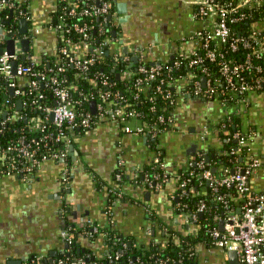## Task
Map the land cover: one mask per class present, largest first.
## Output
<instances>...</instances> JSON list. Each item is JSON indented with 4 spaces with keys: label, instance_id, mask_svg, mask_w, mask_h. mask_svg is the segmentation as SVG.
I'll list each match as a JSON object with an SVG mask.
<instances>
[{
    "label": "crops",
    "instance_id": "0c3cea01",
    "mask_svg": "<svg viewBox=\"0 0 264 264\" xmlns=\"http://www.w3.org/2000/svg\"><path fill=\"white\" fill-rule=\"evenodd\" d=\"M14 1L27 6L31 18L25 31L28 27L34 31L28 53L32 57L25 61L40 63L46 56L56 55L58 31L50 23L58 0ZM195 1L115 0L117 33L112 50L129 56L131 63L132 57L137 56L135 64L148 65L170 62L193 51L198 44L193 36L207 26L198 16ZM120 2L126 3V13H120ZM5 46L0 41V50ZM17 47L20 53V42ZM76 51L81 57L87 52L84 47ZM172 90L176 92L171 110L174 126L158 137L127 134L121 123L105 117L75 139L71 164L66 160H48L31 180L7 177L0 181V264H25L36 256L43 257L45 264H53L46 261L62 256L67 250L61 231L68 226L80 230L87 219L98 227L113 223L114 229L133 235L138 243L144 244L153 240L166 245L168 239L160 221L178 234L197 232L200 226L192 220L191 213L176 210L179 176L201 151L214 148L220 153L227 152L223 131L215 129L226 112L220 99L195 94L187 79L172 83ZM237 118L239 129L248 137V162L254 159L261 162L250 175L249 186L254 192L264 193V91L250 93ZM206 126L213 130L202 139ZM152 138L157 140L153 142ZM193 145L197 148L192 155ZM162 156L167 174L162 189L149 190L133 182L122 185L117 182V169H124L131 177L145 163ZM97 177L104 183L102 188L98 187ZM109 188L120 189L137 201L116 200L112 222L104 209ZM152 213L158 217L156 221L150 219ZM80 243L82 249H91L98 258L107 253L102 233L92 238L84 235ZM228 252L206 241L194 245L197 264H231ZM237 261L241 264L239 253Z\"/></svg>",
    "mask_w": 264,
    "mask_h": 264
},
{
    "label": "built area",
    "instance_id": "2783aa9c",
    "mask_svg": "<svg viewBox=\"0 0 264 264\" xmlns=\"http://www.w3.org/2000/svg\"><path fill=\"white\" fill-rule=\"evenodd\" d=\"M63 1H67L72 5L69 11L70 14H78L75 8L77 0ZM92 1L93 3L84 9L80 15L103 16L104 21L111 22V26H114L116 22L114 20V16L116 15L114 10L115 0ZM195 3L198 8V16L207 26L193 36L195 43H198L195 49L189 53L180 55L193 57L191 64H198L204 60L199 50L201 47H205L207 49L205 56L210 61L217 62L220 66L219 71L227 84V89L218 91L211 85L210 79L203 75L202 77H206V85L204 86L202 77L198 79V74L194 71H190L183 79H187L191 83L193 92L198 96L201 95L206 98L222 97L220 101L226 112V116L218 122L215 129L224 131L232 124V119L239 115L240 106L247 103L249 94L257 92L264 84L263 75L257 78L255 84L249 83L244 75L251 72L252 69L264 72V67L261 64L255 65L252 62L253 57L264 60V20L252 22L256 15L264 14V0H196ZM4 7L17 8L18 15L16 18V30L5 29L0 17V30L2 29L0 34L2 33L5 37L4 40L0 41L6 45L7 39H14L17 47L18 42L21 44L22 40H30L33 36L34 31L32 28L28 27L26 32L19 30L21 20L25 19L29 23L31 17L27 6L23 3L15 4L14 0H0V9ZM64 22L65 17L62 16L61 22L58 25L54 26L50 24V27L56 30L61 29L64 26ZM74 28L82 35V39L79 42L67 41L68 46L65 45L61 49V52L67 55V61L58 65L56 69L50 68L49 71H39L35 68L36 62H29L28 65L24 64L21 61L22 54L24 53L22 48H20V53L17 47L16 52L10 54L5 46L3 52L0 53V77L6 82L2 91L0 126H6L18 119L27 118L30 131L33 133L45 131L48 119H51L57 127L56 134L45 133L40 141L33 139L35 146L31 145L24 136H19L17 139L9 138L5 143L0 139V181L7 177H21L23 180L28 181L31 180V177L38 171L43 162L48 160H66L70 155L75 139L93 129L105 117L121 123L124 132L133 135L158 137L174 126L171 112L166 119L161 116L160 119L153 121L144 120L136 109H131L127 112L123 110V107L120 105L122 101L126 102L127 98L119 94H112L109 91H100L101 102L97 103L96 101L97 112H99L97 118H94L92 112H80V101H76L72 96L73 83L66 77L67 65L69 63L76 64L80 69L77 77L82 76L87 78L88 65L94 62L97 57H103L108 52L107 47L112 46L114 39L108 36L104 37L102 43L94 48L95 55L87 57L86 52L81 57L76 50L79 47H84L88 51V47H90L88 40L91 38L92 26L86 23L83 25L76 23ZM226 45L229 47L228 52H239L241 49H244L246 51L245 60L238 61L236 58H226L225 53L219 50ZM126 58L130 61L129 56ZM15 60L18 61L16 73L13 71V61ZM139 63L143 76L136 79V86L141 89L143 83L155 80L162 75L168 62L155 65H148L143 62ZM205 72L207 73V70ZM125 75L127 78H132V73L128 71ZM104 83L107 84L108 80H104ZM164 83L165 80L161 78L158 90H166ZM40 84L51 88L55 101L53 105L49 103L50 99L46 94L39 91ZM11 90H13V94H11ZM166 91L165 96L172 98V91L168 89ZM29 95H36L37 98L29 101L27 100ZM234 97L236 99L232 101ZM19 100L22 101L21 109L18 107ZM42 100L45 102L41 103L40 101ZM171 101L173 105L176 102V100ZM29 107L31 109L35 108L43 114L37 113L28 117L26 111L29 110ZM167 109L168 107L164 106V110ZM133 122H136V124ZM212 130L213 127L206 126L201 138L204 139ZM234 137L238 142V146L232 148L231 153H240L243 146L247 145L248 137L241 131L236 132ZM48 139L64 142L67 148L52 150V148L47 146ZM43 140L45 141L44 143ZM42 146L45 149L40 152ZM199 155L205 156L206 152L201 151ZM159 161L160 157L155 160V162ZM260 165L261 162L258 159H254L244 169H230L226 167L222 175L213 172L211 169H206L199 175L208 181L214 191H218L219 186L234 184L239 193L244 196V203L240 208L241 213L231 212L228 216H224L225 228L223 231L217 227L210 231L213 238L212 244L225 251H238L241 264H264V193L254 192L249 186L250 175ZM162 168L165 169L164 160ZM116 179L120 181L122 174L117 173ZM180 180L181 195L183 196L187 193L190 179H186L180 175ZM148 181L151 187L160 190L167 181V174L165 173L157 182L153 180ZM108 193H113L119 197L124 195L122 190L115 188H109ZM215 201L222 202L226 208L229 207L228 200L221 194L215 197ZM206 208V203L202 201L198 212L204 213ZM104 209L110 217V222H112V206L108 200ZM195 217L196 215L192 216L193 219ZM86 224L91 227V231H82L81 235L92 238L94 234L100 233V228L91 219H87ZM109 226L113 227V223H109ZM164 229L165 231L167 230L166 228ZM76 230L68 226L61 231L62 239L68 245H72L75 242L77 237ZM65 254L66 252L62 256L55 258L53 264H97L89 262L85 257L71 258L70 255L64 256ZM106 256L109 257L111 262L118 261L121 257L120 253L109 254V249L103 257ZM25 264H45V259L41 256H36L26 261ZM130 264L143 263L131 262Z\"/></svg>",
    "mask_w": 264,
    "mask_h": 264
},
{
    "label": "trees",
    "instance_id": "16d2710c",
    "mask_svg": "<svg viewBox=\"0 0 264 264\" xmlns=\"http://www.w3.org/2000/svg\"><path fill=\"white\" fill-rule=\"evenodd\" d=\"M77 1L75 8L77 9L78 14L76 15L70 14L69 11L72 5L69 2L63 0L57 1L56 8L51 13L50 24L56 26L61 22V17H65L64 26L61 29H57L59 38L58 51L56 55L46 56L40 63H36L35 68L37 70L49 71L50 68L56 69L58 65L67 61V55L61 52L62 47L65 45L68 46V40L79 42L82 39V35L74 28L76 23L82 25L86 23L92 26L91 38L88 40L90 47H88L87 57L95 55L94 48L102 43L104 37L108 36L115 39L113 31L116 27L111 26V22L108 23L104 21L103 16L98 15L92 17L85 14L80 15V13L88 8L93 1ZM16 3L17 2L15 1V4ZM17 15V8L11 9L4 7L3 9H0V17L3 27L5 29L16 30ZM259 20H264V14L256 15L252 22H257ZM244 27L246 28L245 25ZM107 50L108 52L103 57H97L94 62H91L88 65L87 78L82 76L77 77L80 69L76 64L69 63L67 65L66 77L73 83L72 96L76 101H80L79 108L82 113L92 112L91 102L93 100L97 101V103L101 102L99 95L100 91H109L112 94H119L127 98V101H122L120 105L126 112L131 109H136L140 112L142 119L148 121L160 119L161 116L166 119L173 109V103L171 100H176V92L172 90V83L183 79L190 71L196 72L198 74V79L203 75L207 76L210 79L211 85L218 91L227 89V84L219 71L220 66L217 62L210 61L205 56L207 51L205 47H201L199 50L200 54L204 57V60L201 63L192 65L191 62L193 57H184L182 55L177 56L174 60L165 65L162 75L155 80L143 83L141 89L136 86V79L143 76V73L140 71V63L131 66V62L126 58L127 56L123 55V53L119 54L113 51L111 45L107 47ZM219 50L225 53L226 58H236L238 61H244L246 58V51L244 49H241L239 52H228L229 47L226 45ZM21 61L26 65L29 64V62L23 60L22 57ZM252 62L255 65L261 64L264 67L263 59L253 57ZM205 70H207V73ZM127 71L132 73V78L126 77L125 74ZM244 75L249 83L255 84L260 75L264 76V72H258L255 69H252L251 72L245 73ZM161 78L165 80L164 85L166 86V90L168 89L172 91V98H167L165 96V93L167 92L166 90H158ZM104 80H108V83L105 84ZM5 83V80L0 77V106L2 103V91ZM39 91L46 94L50 99V104L53 105L55 103L53 92L50 87L40 84ZM262 91H264V84L257 92ZM35 98H37L36 95H29L27 100L32 101ZM215 98L220 99L222 97L216 96ZM235 99L236 97H234L232 101ZM40 102L44 103L45 101L42 100ZM164 106H167L168 109L164 110ZM26 112L28 113V117L41 113V111H37L35 108L31 109V107H29V110ZM98 116L99 112L94 114V118H97ZM232 121V124L221 133L226 140L224 143V150H227V152L220 153L216 151V149L210 148L207 150L205 156L198 154L196 156V161L180 173V175L186 179H190V181L187 193L183 196L181 195V180L179 181V193L178 197L175 199L176 210L190 212L192 216L196 215L192 220L200 227L195 234H178L164 222L160 221V225L167 229L165 235H167L166 237L168 239L166 245L162 246L159 242L153 240L148 244L138 243L133 235L124 234L120 230L114 229V227L111 226L99 227L100 233L105 234L104 236L109 249V254L114 255L120 253L121 255L118 261L115 260L114 262H111L108 256L98 258L91 249H82L83 246L80 243V239L83 235H81V233L82 231H91V227L84 223L80 230H76L77 237L75 242L72 245H67L66 254L64 256L70 255L71 258L85 257L89 262L97 264H130L131 262L143 264H197L194 255L195 243L198 241H206L208 244H212L213 238L210 231L216 227L220 228L219 221L221 216L223 214L228 216L231 212L237 213L244 203V196L239 193L236 185L231 184L219 186V190L214 191L212 187H210L208 181L199 176L206 169H211L213 171L214 167H218L217 173L222 175L223 170L226 167H229L230 169H244L249 164L247 160L249 153L248 145L243 146L242 152L240 153H231L232 148L238 146V142L234 135L236 132L241 131L237 125L239 118L234 117ZM46 124L47 128L45 131L33 133L30 131L28 121L23 118L18 119L6 126H0V139L5 143L9 138L17 139L19 136H24L31 145L35 146L33 139L40 141L45 133H57V127L51 119H48ZM228 131L230 133H227ZM44 142L45 141L43 140V143ZM47 146L52 148V150L67 148V145L64 142H57L53 139H48ZM44 149L45 148L42 146L40 152ZM207 156H210V158L207 159ZM163 160L164 157L162 156L160 157L159 162L151 161L145 163L143 168L131 177H128L124 169L119 168L115 173V177L117 173H121L122 179L120 181L116 180L121 185L133 182L146 189L156 190L149 185L148 180L157 182L164 176L165 169L162 168ZM66 161L68 164L72 163L71 155L66 158ZM158 175L159 177L156 178ZM96 180L98 187L102 188L104 183L98 177ZM206 187L207 189L205 191L204 188ZM218 194L223 195L228 200V208H226L222 202L215 201V197ZM118 199L129 200L131 202L136 201L126 195L121 197L114 195L113 193H108L107 195V200L111 206H113ZM202 201L207 205L206 210L202 214L203 216L198 212V208ZM68 210H70V208ZM150 219L156 221L158 217L156 214L152 213ZM94 224L96 225V223ZM79 248L81 249L80 253L78 251Z\"/></svg>",
    "mask_w": 264,
    "mask_h": 264
},
{
    "label": "water",
    "instance_id": "95a60500",
    "mask_svg": "<svg viewBox=\"0 0 264 264\" xmlns=\"http://www.w3.org/2000/svg\"><path fill=\"white\" fill-rule=\"evenodd\" d=\"M100 4V3H99ZM118 8L120 10V13H126V3L125 2H120L118 4ZM27 25H28V22L25 20V19H22L21 20V31L22 32H26V28H27ZM2 32V29L0 30ZM117 32L116 31H113V34H116ZM4 35L1 33L0 34V40H4ZM21 45H22V50L24 52V54H22V59L23 60H27V59H31V55H29L28 53L30 52V48H31V41L29 39H24L21 41ZM16 41L14 39H7L6 40V50L10 53V54H14L16 52ZM3 50H0V53H2ZM124 52L127 53L126 49H124ZM138 62V57L137 56H133L132 57V63H131V66H133L135 63ZM17 65H18V61H13V71L14 73H16V68H17ZM151 65H155V63H152ZM202 83L203 85L205 86L206 85V77H202ZM11 94H13V90H11ZM18 107L21 109L22 108V101L19 100L18 101ZM91 110H92V113L96 114L97 112V108H96V101L93 100L91 102ZM52 119H53V114H52ZM25 120L27 121V118H25ZM157 139L156 138H152L151 141L155 142ZM196 148H197V145H193L192 146V149H191V154H195V151H196ZM71 149H74V146L71 147ZM75 153L78 154V151L75 150ZM210 156H207V159H209ZM218 170V167H214L213 168V172H217ZM238 213H241V210L239 209ZM203 213H200L201 216ZM224 214L222 215V217L220 218V221H219V227L220 229L223 231L224 228H225V218H224ZM79 253L81 252V249L78 250ZM228 256L231 260V264H239V262L237 261V258H238V251L236 250H233V251H229L228 252ZM47 263H53V259L50 258L49 260L46 261ZM22 264V263H21Z\"/></svg>",
    "mask_w": 264,
    "mask_h": 264
}]
</instances>
